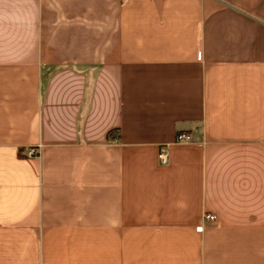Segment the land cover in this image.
I'll return each instance as SVG.
<instances>
[{
    "label": "crops",
    "instance_id": "0c3cea01",
    "mask_svg": "<svg viewBox=\"0 0 264 264\" xmlns=\"http://www.w3.org/2000/svg\"><path fill=\"white\" fill-rule=\"evenodd\" d=\"M0 264H264V0H0Z\"/></svg>",
    "mask_w": 264,
    "mask_h": 264
},
{
    "label": "built area",
    "instance_id": "2783aa9c",
    "mask_svg": "<svg viewBox=\"0 0 264 264\" xmlns=\"http://www.w3.org/2000/svg\"><path fill=\"white\" fill-rule=\"evenodd\" d=\"M177 141L178 142H189L192 141V136L187 133H181L177 136ZM38 154V149L36 147H31L28 151L29 156H36ZM159 158L162 163H167L168 161V151L167 148H162L159 153ZM205 219L210 220V221H215L217 219V216L215 214H206ZM199 231L203 230V226L198 227Z\"/></svg>",
    "mask_w": 264,
    "mask_h": 264
}]
</instances>
